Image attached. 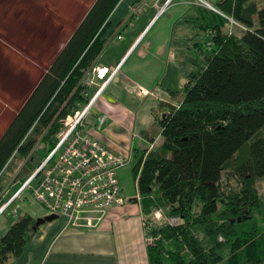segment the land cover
Here are the masks:
<instances>
[{"label": "trees", "instance_id": "trees-1", "mask_svg": "<svg viewBox=\"0 0 264 264\" xmlns=\"http://www.w3.org/2000/svg\"><path fill=\"white\" fill-rule=\"evenodd\" d=\"M120 1L94 0L19 107L0 138V191L13 181L16 157L41 138L54 146L60 121L87 100L79 84L108 43ZM215 10L200 6L210 49L172 93L175 104L160 103L163 142L132 171L153 238L150 264H264V7L220 0ZM35 223L26 214L15 220L0 240V264L23 255Z\"/></svg>", "mask_w": 264, "mask_h": 264}, {"label": "crops", "instance_id": "crops-1", "mask_svg": "<svg viewBox=\"0 0 264 264\" xmlns=\"http://www.w3.org/2000/svg\"><path fill=\"white\" fill-rule=\"evenodd\" d=\"M89 1H70L72 5L69 14L72 19H69L72 28L69 29L67 38L61 39L62 31L67 33L62 24L55 39L46 36L47 40L40 41L39 44L33 39L28 42L35 55L39 54L38 57L44 58L38 59L36 56L37 58H33L34 63H44L46 67L52 63L72 36L74 28L82 21L84 16L81 17L79 11L81 6L86 7L83 11L85 15L94 3V0L91 3ZM156 1L121 0L110 16V26L103 39L109 42L121 35L119 53L111 51V45L107 43L99 61L117 65L137 46L97 106L96 113L105 114L108 124L98 128L94 116L88 119V131L91 135L111 152L125 157L134 167L141 157L148 154L149 150H145L150 146V141L153 140L151 145L154 147L163 142L156 118L162 113L160 103L175 104L172 93H177L186 86L189 74L195 65L204 62V51L210 49L208 46L211 44L209 34L201 30L198 24L200 6L195 5L194 0H174L173 5L161 17L157 15ZM219 2L220 0H212L207 3L216 6ZM133 10L136 11L135 15ZM176 34L179 41L174 37ZM182 43H185L187 52L194 53L200 59L192 63L184 86L178 85L181 78L178 65L170 63L173 46L183 48ZM17 50L23 51V48L19 47ZM8 60L3 55L0 57V71L10 69ZM139 88L148 90L150 96H139ZM96 90L97 87H94L91 93ZM28 97L29 95L25 99ZM20 98L22 100V95L15 101ZM128 141L130 144L126 147ZM16 182L11 181L6 187L10 189ZM25 214L30 215L35 222L46 216L45 213L39 215L37 212ZM13 223L3 228L0 240ZM65 224V219L59 217L39 227L29 236L23 255L9 260L8 264H150L142 210L134 199L124 207L111 210L103 224L93 230L65 229Z\"/></svg>", "mask_w": 264, "mask_h": 264}, {"label": "built area", "instance_id": "built-area-1", "mask_svg": "<svg viewBox=\"0 0 264 264\" xmlns=\"http://www.w3.org/2000/svg\"><path fill=\"white\" fill-rule=\"evenodd\" d=\"M160 1L155 2L158 17L166 12L174 0H166L163 4ZM194 2L195 5L216 11L205 0ZM132 13L135 15L136 11ZM117 39L121 40L122 36L119 35ZM135 47L119 64L107 65L98 59L85 73L79 87L83 98L87 100L79 103L73 113L60 121L62 126L54 146L34 148L31 154L43 150V158L23 186L7 203L0 206V217L15 202L25 201L29 193V197L42 205L45 217H63L66 221L65 229L93 230L103 224L111 210L124 207L132 201L125 197L118 177V171L128 162L127 159L111 152L91 135L88 119L94 116L98 128L108 124L105 114L96 113L97 106ZM94 87L97 90L91 93ZM138 94L150 96V92L142 88L138 89ZM16 181L13 179L12 182ZM7 189L0 193V201ZM18 209L13 211V216H18ZM177 222V219L172 220V224ZM145 233L147 243L151 245L153 238L148 230Z\"/></svg>", "mask_w": 264, "mask_h": 264}, {"label": "rangeland", "instance_id": "rangeland-1", "mask_svg": "<svg viewBox=\"0 0 264 264\" xmlns=\"http://www.w3.org/2000/svg\"><path fill=\"white\" fill-rule=\"evenodd\" d=\"M70 1L0 0V57L3 55L5 56V59H9L8 62L10 65V69L6 72L0 71V138L5 133L8 126L7 124L17 114V111L23 104L24 99L27 97V95H30V92H32L35 84L41 79V76L46 69L44 63L39 65L33 62V58H37L39 54H37L38 56L35 55L34 49L29 46L28 42L33 39L35 43L39 44L40 41L43 42L46 39V36H50L55 39L54 37L59 34L58 30H61L62 24L66 27L67 33H64L62 31V38H60L63 40L67 38L70 33L69 29L72 28L70 27L71 20L69 19V17L71 16V14H69L71 10L70 6L72 5ZM161 1L160 4H163L166 0H164L163 3ZM206 1L212 2V0ZM89 2L91 3L92 1L90 0ZM256 2L258 3V7L260 9L264 7V0H256ZM172 5L173 2L170 7ZM212 6L215 9V6ZM85 9L86 7L82 6L79 9L80 13L82 14L81 17L84 16L83 11ZM168 9L166 11H168ZM70 18L72 19V17ZM229 22L231 23V25H233V31L241 28L233 20H230ZM174 37L175 39H177V41H179L180 38L177 36V34L174 35ZM113 40L110 39L108 42L109 46L111 45L109 49L111 51L119 53L118 50L121 44L120 40H118L117 37H114ZM184 44L182 43L183 48H175V46H173L172 54L170 57V59L172 60L170 63L175 64V66L178 65L179 67V74L181 78L178 85L183 86L186 83L185 80L187 78V74H189L191 70L192 63L194 61L200 60L194 53L187 52ZM19 47H22L23 51L18 52L17 48ZM103 51L102 54L104 53ZM40 58L44 59L43 57H38V59ZM169 67H171V64H169ZM21 95L23 97L22 100L20 98L19 100L15 101V99L19 98V96L21 97ZM41 139L36 145L40 149L44 148V145H48ZM128 142L129 143H127L128 145L126 147H129L130 141ZM152 142L153 141H150V146L145 151H151L158 148L151 145ZM42 156L43 150H39L33 155L30 153L29 155L16 157V162L13 163L14 165H12L13 172L10 175V179L13 178L14 180H17V182L10 189H7L6 193L1 198L0 206L7 203L15 194V192H17L23 186L28 177L33 173L34 170H36L35 168L42 160ZM131 164V162H127L126 164H124V167H122L118 172V177L121 183V187L124 189L125 197L127 196L132 199H139L137 200V204L139 203L142 210V199L139 195L137 187L135 186L134 176L132 173L134 166ZM228 183H232L237 186L233 181H229ZM258 189V193H260L263 202L264 179H262V181H259ZM1 192L2 191H0V193ZM29 195L30 194L28 193V198L25 201L15 202L10 210L1 215L0 232L3 230V228H7L5 226L12 224L13 221L16 220V218H20V216L24 215L25 213L33 214L37 212V214L39 215L45 213L42 205L40 203H37L39 204L37 205L36 201L29 197ZM16 209H18V216H13L12 213ZM161 212L162 214H164V211L162 209L155 210V212L152 214L154 221L161 222ZM146 220L147 217L144 214V210H142V221L144 226ZM145 244H147V246L150 245L147 243L146 234Z\"/></svg>", "mask_w": 264, "mask_h": 264}, {"label": "water", "instance_id": "water-1", "mask_svg": "<svg viewBox=\"0 0 264 264\" xmlns=\"http://www.w3.org/2000/svg\"><path fill=\"white\" fill-rule=\"evenodd\" d=\"M134 201H137V199L134 198ZM58 218L59 216L58 217L57 216H47L45 218H39L36 220L33 230L36 232L37 229L41 227L42 225L46 224L47 222H52L54 220H57Z\"/></svg>", "mask_w": 264, "mask_h": 264}]
</instances>
